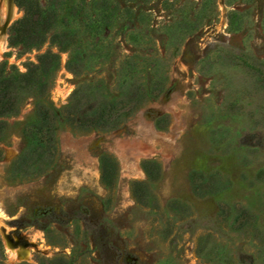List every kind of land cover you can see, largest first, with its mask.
<instances>
[{
  "label": "rangeland",
  "instance_id": "obj_1",
  "mask_svg": "<svg viewBox=\"0 0 264 264\" xmlns=\"http://www.w3.org/2000/svg\"><path fill=\"white\" fill-rule=\"evenodd\" d=\"M39 1L49 39L10 45L14 0L0 65L59 56L55 144L34 145L22 90L0 118L3 263L264 264V0Z\"/></svg>",
  "mask_w": 264,
  "mask_h": 264
},
{
  "label": "trees",
  "instance_id": "obj_2",
  "mask_svg": "<svg viewBox=\"0 0 264 264\" xmlns=\"http://www.w3.org/2000/svg\"><path fill=\"white\" fill-rule=\"evenodd\" d=\"M18 6L24 11L23 18L17 20L10 28V45L12 47L22 46L25 50H41L55 27V11L39 0H16ZM55 34L52 40L58 39ZM60 58L52 51H46L37 56L36 62L30 61L27 65V72L20 73L12 67L8 70L5 64L0 65V118L13 115L20 102V93L28 89L34 92L37 98L36 111L38 123L32 126L33 143L37 148H54L55 134L54 121L55 111L50 109L45 102V95L48 85L59 69ZM71 69V65L68 64ZM77 95V92L75 93ZM115 106L111 105L107 110L97 111L91 118L90 124L94 128H107L116 123L109 121L110 113L115 112ZM103 110V111H102ZM3 123L0 122V127ZM103 179L109 183L110 174L116 172L115 163L104 157L102 159ZM155 165L147 163L146 169L150 176L153 175L151 168ZM156 168V167H154ZM3 242L0 236V254H2ZM1 255V257H3ZM0 257V264H4Z\"/></svg>",
  "mask_w": 264,
  "mask_h": 264
},
{
  "label": "bare ground",
  "instance_id": "obj_3",
  "mask_svg": "<svg viewBox=\"0 0 264 264\" xmlns=\"http://www.w3.org/2000/svg\"><path fill=\"white\" fill-rule=\"evenodd\" d=\"M2 4L4 7V13H5V23H11L13 22L17 17V7L13 0H2ZM5 23H4V29H5ZM6 32H1L0 34V45L4 49L6 47V38L7 34ZM0 218H3V213L0 210Z\"/></svg>",
  "mask_w": 264,
  "mask_h": 264
},
{
  "label": "water",
  "instance_id": "obj_4",
  "mask_svg": "<svg viewBox=\"0 0 264 264\" xmlns=\"http://www.w3.org/2000/svg\"><path fill=\"white\" fill-rule=\"evenodd\" d=\"M13 2H14V0H13ZM15 3V2H14ZM13 24V22H11V23H5V32H6V30L11 26Z\"/></svg>",
  "mask_w": 264,
  "mask_h": 264
}]
</instances>
